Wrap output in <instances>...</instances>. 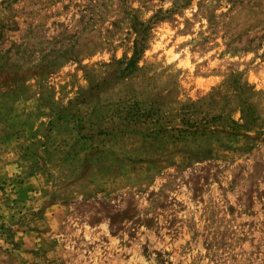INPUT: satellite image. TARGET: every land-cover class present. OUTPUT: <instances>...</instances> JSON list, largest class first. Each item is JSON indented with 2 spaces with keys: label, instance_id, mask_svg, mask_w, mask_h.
Listing matches in <instances>:
<instances>
[{
  "label": "rangeland",
  "instance_id": "obj_1",
  "mask_svg": "<svg viewBox=\"0 0 264 264\" xmlns=\"http://www.w3.org/2000/svg\"><path fill=\"white\" fill-rule=\"evenodd\" d=\"M0 264H264V0H0Z\"/></svg>",
  "mask_w": 264,
  "mask_h": 264
}]
</instances>
